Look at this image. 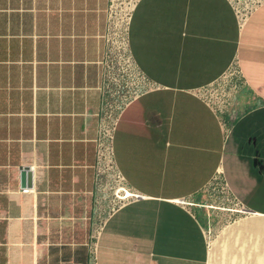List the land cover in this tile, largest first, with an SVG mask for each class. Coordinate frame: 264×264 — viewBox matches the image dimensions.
<instances>
[{
	"label": "crops",
	"instance_id": "0c3cea01",
	"mask_svg": "<svg viewBox=\"0 0 264 264\" xmlns=\"http://www.w3.org/2000/svg\"><path fill=\"white\" fill-rule=\"evenodd\" d=\"M109 5L0 0V264H264V2L240 26L227 0H138L128 51L152 88L116 120L137 196L116 207L96 168ZM235 61L245 85L220 117L197 92ZM212 198L244 212L226 223Z\"/></svg>",
	"mask_w": 264,
	"mask_h": 264
},
{
	"label": "built area",
	"instance_id": "2783aa9c",
	"mask_svg": "<svg viewBox=\"0 0 264 264\" xmlns=\"http://www.w3.org/2000/svg\"><path fill=\"white\" fill-rule=\"evenodd\" d=\"M227 1L231 4L240 26L245 22L249 13L264 2V0ZM137 2L138 0H128L124 6L125 10H121L120 7L119 10H115L114 0H110L108 10V42L112 46L111 48L116 50V55L113 58V62L111 64L108 63L107 81L112 85L109 92L111 102H106L104 104L101 116L99 135L96 140V168L97 180L103 179L102 181H104L100 188L105 192L104 190L106 187H109L108 189L112 194L114 204L116 200L121 201L123 204V202L127 201L130 197H137L130 193V197L124 198L125 190H129L123 186V179L114 163L112 138L116 120L118 114L129 101L152 88L142 72L134 68L132 56L128 51V29ZM120 14H124L123 17H120ZM244 85L245 81L243 80L242 73L235 61L215 84L198 90L197 93L202 94V96L205 97L208 106H210L218 116H228L229 113L232 115L234 112L231 99L233 97H238L240 89ZM216 181L219 183L218 188L215 185ZM210 189V192L214 193V195H219L220 197H222L221 195L227 194L226 185L222 180L220 182L218 177L214 178L212 185H210ZM27 192L28 190H22V193ZM222 200L226 203L229 202L228 199ZM179 203L183 204L184 202ZM226 209L230 214L244 212L237 208L230 209L226 207ZM208 235L211 234L208 233Z\"/></svg>",
	"mask_w": 264,
	"mask_h": 264
},
{
	"label": "rangeland",
	"instance_id": "374dc122",
	"mask_svg": "<svg viewBox=\"0 0 264 264\" xmlns=\"http://www.w3.org/2000/svg\"><path fill=\"white\" fill-rule=\"evenodd\" d=\"M127 1L128 0H114V9L115 10H119V7H120V9L121 10H125V8H124V6L126 5V3H127ZM116 12V11H115ZM125 13V12H124ZM115 14V13H114ZM113 14V15H114ZM123 15L124 14H120V17H123ZM120 25V24H119ZM216 200V201H215ZM209 201H211L212 203H210ZM120 203H122L121 201H115V204H114V202L112 203V206H114V207H116L118 204H120ZM124 203V202H123ZM219 203H226L224 200H222V199H217V198H212V199H209L208 200V202L207 203H205V204H203V205H210V207L211 206H213V207H216V208H223L222 209V213H226V214H228V219L226 220V223L227 222H231L235 217H237V215H239V214H230V212L226 209V207H229L230 209L231 208H234V207H232V206H230V205H228V206H225L224 207V205L222 204H219ZM214 205H216V206H214ZM221 205V206H220ZM226 205V204H225ZM110 207H111V205L109 206V208H108V211H109V209H110ZM212 207V208H213ZM112 208V207H111ZM222 224H223V222H218V224H217V222H216V229H218V227H220V226H222ZM224 224H225V222H224ZM208 233H210L211 235L213 234V232H211V230H209V229H206V236H208V238H210L211 237V235H208Z\"/></svg>",
	"mask_w": 264,
	"mask_h": 264
},
{
	"label": "water",
	"instance_id": "95a60500",
	"mask_svg": "<svg viewBox=\"0 0 264 264\" xmlns=\"http://www.w3.org/2000/svg\"><path fill=\"white\" fill-rule=\"evenodd\" d=\"M24 176L27 177V179H28L27 185L30 186L31 185V181H32V172H31V170L29 168H24L23 169L22 178H24ZM23 185H26V184L23 183Z\"/></svg>",
	"mask_w": 264,
	"mask_h": 264
},
{
	"label": "bare ground",
	"instance_id": "6f19581e",
	"mask_svg": "<svg viewBox=\"0 0 264 264\" xmlns=\"http://www.w3.org/2000/svg\"><path fill=\"white\" fill-rule=\"evenodd\" d=\"M124 194H125L124 198H125V197H126V198H128V197H130V196H131L130 192H129V191H127V190H125V193H124ZM124 194H123V195H124Z\"/></svg>",
	"mask_w": 264,
	"mask_h": 264
}]
</instances>
